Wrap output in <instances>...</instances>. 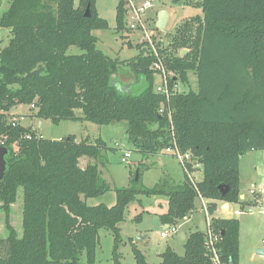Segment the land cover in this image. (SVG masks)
<instances>
[{
    "label": "trees",
    "instance_id": "16d2710c",
    "mask_svg": "<svg viewBox=\"0 0 264 264\" xmlns=\"http://www.w3.org/2000/svg\"><path fill=\"white\" fill-rule=\"evenodd\" d=\"M6 3L0 28L9 30L10 39L0 49V140L8 153L0 202L9 211L22 190V233L6 218L0 264H129L117 253L118 224L127 204L140 195L167 198L161 216L167 225L187 217L199 195L208 199L209 216L217 201L237 203L241 210L256 205V196L240 198L239 159L248 151L264 150V0H199L201 15L177 26L168 34V46L158 48L174 73L169 88L178 80L188 84L187 72L193 70L197 90L170 91L168 98L154 91L153 56L146 42L136 44L142 51L130 64L137 93L118 89L117 62L96 47L93 31L109 28L96 0H79L77 6L74 0ZM125 4L117 0L116 31L128 29ZM71 45L82 53H68ZM183 49L187 51L182 55ZM22 104H33L36 116L54 124L126 121L129 140L144 155L175 141L190 156L189 171L197 170L193 164L201 166L202 179L193 184L182 168L180 184L160 182L148 188L140 182L139 171L128 187H112L101 177L107 160L102 152L109 149L101 138L76 141L68 134L49 139L33 126H12L9 111ZM82 156L89 159L84 167L79 164ZM218 185L228 187L224 195ZM111 190L113 205L86 203ZM207 227L219 235L221 262L239 264V221L212 217ZM100 229L114 237L111 262L94 260ZM204 240V232H190L183 255L166 248L157 264H212ZM132 254L131 264H153L135 244Z\"/></svg>",
    "mask_w": 264,
    "mask_h": 264
},
{
    "label": "rangeland",
    "instance_id": "374dc122",
    "mask_svg": "<svg viewBox=\"0 0 264 264\" xmlns=\"http://www.w3.org/2000/svg\"><path fill=\"white\" fill-rule=\"evenodd\" d=\"M136 8L142 7L147 3L148 8L142 16L145 27L153 31L151 37L152 44L158 48H166L168 46V34L173 33L175 28L196 16L201 15L198 7L199 0H131ZM79 0H74L77 6ZM96 9L100 16L104 17L109 25L107 30H95L93 34L97 37L96 47L100 49L106 56L117 62L118 72L115 74L114 82L121 92H127L131 89L135 91L136 81L135 75L131 69V62L141 51L136 48L142 34L140 29L122 31L115 30V13L117 0H96ZM6 0H0V15L6 9ZM165 10L167 19L164 27L159 30L155 28V21L158 12ZM125 26L128 28L130 18L125 15ZM7 28H0V49L8 44L10 34ZM168 50V49H167ZM68 53L80 54L82 50L76 45H71L67 49ZM178 52V51H177ZM188 84L176 81L175 89L178 91H187L188 89L197 90L196 72L190 70L187 72ZM154 83L158 80L154 76ZM34 108L29 104H22L18 110L24 113V118L32 121L33 128L42 134L43 137L54 139L65 137L68 134L74 135L77 139L84 135L89 140L101 138L109 147L103 151L106 157V165L100 169L101 177L110 183L112 187H128L133 181V176L140 171V182L148 188L156 186L158 183L168 182L169 184L178 185L183 181V171L178 161L168 154L165 150L152 153L142 154L138 148L128 138L127 122L112 121L109 124L97 125L90 121H61L58 124L52 123L51 120L38 117ZM10 113V112H9ZM16 116L15 114H10ZM17 117V116H16ZM24 120V126H29V121ZM40 123V125H39ZM152 130L154 125H148ZM40 134V135H41ZM125 152H129L130 156L126 161H122ZM262 153V152H261ZM259 151H250L241 159L240 167V194L246 199L256 196V205L245 207L241 210L237 203H229L228 210H221V202L218 201V214L229 215L230 218L239 219V235H240V252L239 264H264V256L256 253V249L264 247L262 239H264V214L262 207L264 206V198L262 195L254 191L250 193V189L254 187V183L258 182L264 174V156ZM259 154L261 157H259ZM169 155V156H168ZM87 157L82 156L81 164ZM199 181L202 179V169L195 175ZM261 192V191H260ZM139 200H133L127 204L125 209L124 221L118 224L119 241L117 244V253L119 259L123 263H133L132 245L142 249L146 256V260L150 263L157 264L161 261L160 254L166 248H170L179 255H183V244L188 237L190 231H207V222L211 220L213 215L206 214L202 209L203 201L199 198L195 200V209L176 224L174 233L161 236L160 232L164 231L161 216L166 212V198L163 195H140ZM141 198V199H140ZM241 198V197H240ZM242 199V198H241ZM208 199H204L207 201ZM115 201V193L113 190L106 192L100 197H91L86 199L88 205L97 203H105L111 205ZM22 190H18L15 202L10 204L9 211L6 210L0 202V238L7 236L6 218L9 224L21 235L22 222ZM259 205V206H258ZM261 206V207H260ZM238 210L239 213L234 211ZM224 217V216H223ZM136 235H146V238L137 242L134 240ZM99 244L95 249V262L107 263L112 261L113 235L107 229L98 231ZM84 260V256L82 259Z\"/></svg>",
    "mask_w": 264,
    "mask_h": 264
},
{
    "label": "built area",
    "instance_id": "2783aa9c",
    "mask_svg": "<svg viewBox=\"0 0 264 264\" xmlns=\"http://www.w3.org/2000/svg\"><path fill=\"white\" fill-rule=\"evenodd\" d=\"M126 13L130 18V23L128 25L129 30H136L140 29V33L142 36L139 39V42H146L150 49V54L153 56V62L151 63L150 68L153 70V75L158 77V80L154 83V91L159 94H163L166 98H168L170 91H176L175 84L170 89L169 88V79L174 76L173 71L169 70L167 64L164 62L163 56L159 53L157 48L152 44V35L153 31L148 30L145 27V24L142 20V16L145 13L146 9L148 8L147 3H144L142 7L136 8L131 0H126ZM30 107L33 108V104H30ZM163 110V105L161 106L159 112L161 113ZM22 117L13 116L11 119V125L15 126L20 123ZM21 124V123H20ZM0 146H3V141L0 140ZM168 154L173 156L178 163L181 165L183 170L187 172L189 180L195 184L197 182L195 177V170L189 171L187 167V161H189L190 156L188 153H182L179 148L177 147L175 141H173L172 146L167 147L164 149ZM129 152H125L123 157L121 158L122 161H126V158L129 157ZM198 164H193L192 167L198 168ZM250 193H254V190H250ZM198 198L203 201L202 209L205 210L207 214L206 202L202 196H198ZM259 206V205H258ZM261 207V206H260ZM250 208V207H249ZM235 213H239L240 211L235 210ZM264 214V206L262 207V211ZM209 223V221L207 222ZM176 231V227L174 225H167L164 231L160 232L161 236H166L169 233H174ZM205 240L204 246L206 249L207 254L209 255L210 261L212 264H224L221 262L219 258V254L216 248V244L219 241V235L215 234L210 228L207 227V231L205 232Z\"/></svg>",
    "mask_w": 264,
    "mask_h": 264
},
{
    "label": "crops",
    "instance_id": "0c3cea01",
    "mask_svg": "<svg viewBox=\"0 0 264 264\" xmlns=\"http://www.w3.org/2000/svg\"><path fill=\"white\" fill-rule=\"evenodd\" d=\"M21 105H17V106H15V107H13V108H11L10 109V113L9 114H15L17 117L19 116V117H22L24 120L26 119V118H24L23 116H24V113H22V112H20L19 110H18V108L20 107ZM75 114L77 115V116H81L82 115V112H81V110L80 109H76L75 110ZM21 120L20 121V123L22 124V125H24L23 124V121L24 120ZM26 120H28L29 121V119H26ZM81 121V120H80ZM60 123V122H59ZM28 125H30V126H33L32 125V121H29V124ZM39 125H40V123H39ZM39 133V132H38ZM41 134V133H40ZM41 136H42V134H41ZM61 138V136L59 137V138H54V139H60ZM76 138V137H75ZM85 138H87L88 139V137H87V135L85 136H83V137H80L79 139H77L76 138V141H81L82 139H85ZM91 140H93V139H91ZM248 152H250V151H248ZM248 152H246V153H244V154H242L241 156H240V159H239V171H240V167H241V159H242V157L245 155V154H247ZM253 152V151H252ZM255 152V151H254ZM258 152V151H257ZM262 152V153H261ZM259 153H261L263 156H264V150L263 151H259ZM169 156V155H168ZM259 157H261V155L259 154ZM89 161V159L87 158L85 161H84V164H81V160L79 161V164H80V166L81 167H84L85 166V164L87 163ZM201 169V166L199 165L198 166V168H197V170L195 171V175L197 174V172L199 171ZM183 173V172H182ZM239 174H240V172H239ZM197 181H199L198 179H196ZM255 185H254V187L252 188V190H254V191H256L257 193V195H258V193L260 194V195H262V198H264V174H263V177L261 176V179H258V182L256 183H254ZM251 190V189H250ZM249 190V191H250ZM261 191V192H260ZM240 197L242 198V199H244V200H248V199H246V197L243 195V194H240ZM166 198V197H165ZM141 199V198H140ZM166 201H167V198H166ZM208 201V200H207ZM207 201H205L206 203H207ZM221 202V206H220V209L221 210H225V211H227L228 210V207H229V203L228 202H224V201H220ZM115 203V201L111 204V205H113ZM98 204V203H97ZM217 204H218V201H217ZM93 205H96V204H93ZM111 205H109V206H111ZM166 208H167V203H166ZM166 208H165V210H166ZM219 208H218V205H217V208H216V210H215V212H214V215H213V217H220V218H230V216L229 215H220V214H218V210ZM224 216V217H223ZM237 219V218H236ZM238 221H239V219H237ZM240 224V223H239ZM167 226V224H163V227L165 228ZM240 226V225H239ZM190 232H193V231H190ZM189 232V233H190ZM189 235V234H188ZM144 238H146V235H145V237ZM143 239V238H142ZM262 244L264 245V239H262ZM141 251H142V249H140ZM257 250L258 249H256V253H257ZM239 252H240V235H239ZM144 253V252H143ZM145 255V254H144ZM146 257V256H145Z\"/></svg>",
    "mask_w": 264,
    "mask_h": 264
},
{
    "label": "water",
    "instance_id": "95a60500",
    "mask_svg": "<svg viewBox=\"0 0 264 264\" xmlns=\"http://www.w3.org/2000/svg\"><path fill=\"white\" fill-rule=\"evenodd\" d=\"M85 15L86 16L88 15V10L87 9L85 11ZM166 19H167V12L165 10L159 11L157 19L155 21V28L161 30L164 27L165 23H166ZM186 51H187L186 49H183L181 51V54L183 55ZM7 153H8L7 147L0 146V178L3 177L4 171H5V168H6L5 155ZM137 178H138V170H136V173H135V177H134L135 181L137 180ZM218 188L220 190L221 195H224L226 193L227 189H228L227 186L223 188V185H218ZM144 237H145V235H136L134 240L139 242ZM257 254L260 255V256H264V247L259 248L257 250Z\"/></svg>",
    "mask_w": 264,
    "mask_h": 264
}]
</instances>
